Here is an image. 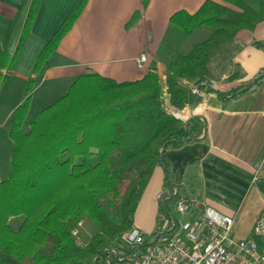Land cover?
Returning a JSON list of instances; mask_svg holds the SVG:
<instances>
[{
    "label": "trees",
    "instance_id": "1",
    "mask_svg": "<svg viewBox=\"0 0 264 264\" xmlns=\"http://www.w3.org/2000/svg\"><path fill=\"white\" fill-rule=\"evenodd\" d=\"M217 1L206 0L192 14L180 10L170 16V33L178 30L188 37L200 28L212 33L187 54L165 62L163 77L155 69L126 82L83 74L63 96L31 118L29 92L35 81H28V95L9 120L10 171L6 180H0V264H105L113 259L108 251H119L118 244L134 227L135 209L156 167L164 175L157 211L170 221L165 228L159 225L147 240L168 237L177 218L168 215L166 205L177 199L173 189L178 193V187L165 151L199 139L205 129L199 117L183 118L182 110L202 100L193 86L210 87V61L228 58L219 55V49L228 52L240 30H252L264 17V11L256 12L241 0ZM39 2L31 0L13 54L8 57L0 51V70L13 69ZM86 2L80 0L43 47L33 74L55 51ZM138 16L133 14L126 27ZM254 45L264 50V45ZM239 75L233 73L226 81ZM8 77L0 72V84ZM262 84L264 72L217 96L222 102L238 100ZM17 218L20 222L14 227ZM81 222L90 231L82 240Z\"/></svg>",
    "mask_w": 264,
    "mask_h": 264
},
{
    "label": "crops",
    "instance_id": "2",
    "mask_svg": "<svg viewBox=\"0 0 264 264\" xmlns=\"http://www.w3.org/2000/svg\"><path fill=\"white\" fill-rule=\"evenodd\" d=\"M205 1L148 0L143 6V0H87L55 51L33 74L39 53L80 2L40 0L13 69L0 70L2 76L9 75L5 81L18 84L15 93L20 97L6 111L5 119L10 120L13 110L28 95L31 78L35 82L29 92L28 118L34 114L33 106L43 109L51 105L83 74L126 82L141 79L155 66L158 69L157 52L170 34V16L180 10L192 14ZM241 1L256 12L264 11V0ZM30 2L0 0V51L8 57L16 48ZM135 13H139L137 20L126 27ZM254 43L264 45V17L252 30L242 29L235 35L227 49L226 73L217 79L223 82L233 73H239V77L220 84L215 92L206 89L198 105L182 110L183 118L199 117L204 122V133L195 141L165 151L178 195L193 201L198 211L210 206L232 216V234L237 239L249 238L255 220L264 212V84L238 100L222 102L217 94L246 84L264 72V50ZM141 56L144 62H139ZM160 72L164 74L163 65ZM5 81L0 84V92ZM163 177L162 168L156 167L143 191L147 202L143 199L141 206L142 194L135 209L134 227L139 225L135 222L137 213L150 210L151 214L152 203L157 208L155 201L162 191Z\"/></svg>",
    "mask_w": 264,
    "mask_h": 264
},
{
    "label": "built area",
    "instance_id": "3",
    "mask_svg": "<svg viewBox=\"0 0 264 264\" xmlns=\"http://www.w3.org/2000/svg\"><path fill=\"white\" fill-rule=\"evenodd\" d=\"M144 61L141 56L139 62ZM194 91L202 94L196 87ZM173 195H177L175 212L179 218L168 237L149 241L133 227L118 244L119 251H108L113 259L105 264H264V212L255 220L251 236L237 239L232 234V216L210 206L198 211L194 202L179 196L176 189ZM75 242L80 243L79 237Z\"/></svg>",
    "mask_w": 264,
    "mask_h": 264
},
{
    "label": "rangeland",
    "instance_id": "4",
    "mask_svg": "<svg viewBox=\"0 0 264 264\" xmlns=\"http://www.w3.org/2000/svg\"><path fill=\"white\" fill-rule=\"evenodd\" d=\"M212 33L211 29L208 28H200L194 31L191 35L188 37H183L181 33L176 30L174 33H170L166 36V39H164L163 44L161 45V48L158 50V61H159V67L156 69L155 66V71L157 73L163 74L160 72L162 70V65L164 67L163 62H167L168 60L174 58L175 56L179 54H187L191 48L193 47L194 44L201 42L208 38ZM227 55V52H225L222 49H219V55ZM218 55V54H217ZM220 59L213 58L210 61L209 64V69L212 70L211 72L207 73V78H208V83L210 84L211 87H205V89L200 90L201 92H204L206 89H213L214 91L218 90L222 83H229L226 80L222 82V79L218 80L217 78L222 77L226 73L227 70V62L226 60L221 61V64H219ZM216 80V82L214 81ZM209 80L212 82L210 83ZM6 84L3 86L1 92H0V180H6L9 176V171H10V153L12 150V143L9 139V121L6 120V111H9L10 108L13 106V104L18 100V93L16 94L15 91L18 88V84L13 80V81H5ZM221 84V85H220ZM195 88V86H193ZM197 88V87H196ZM10 89H14L13 92L8 96V93ZM164 91V90H163ZM221 93V92H220ZM20 96V95H19ZM165 96V92H164ZM22 97V93H21ZM40 107L33 106L32 108V113H35L36 110H41L39 109ZM181 194V193H180ZM145 195V196H144ZM146 199L147 202V195L146 191L143 194V198L140 200L141 202ZM156 200V199H155ZM154 200V201H155ZM140 202V203H141ZM143 202L141 203V206L143 205ZM157 205V201H155ZM154 203V204H155ZM151 204V203H149ZM148 204V206H149ZM175 205H176V198L173 200L172 203L167 204L166 207L168 209V215L171 218L176 217L177 219L179 218L175 212ZM197 209H199L197 207ZM151 210L152 213L150 214L146 210L141 213H137L135 215V222L138 225V227H135L145 235L146 239L152 234V232H155L158 230L159 225H161V228H165L168 223H169V218L165 215L159 217V212L157 211V208L151 204ZM142 215V216H141ZM181 220V219H180ZM20 222V219L17 218L15 221H12V225L16 227L18 223ZM79 234H80V239L82 240L83 237H86L89 235L90 231L88 230L87 226L81 222V225L79 224ZM235 237V236H234ZM236 238V237H235ZM79 239V240H80Z\"/></svg>",
    "mask_w": 264,
    "mask_h": 264
}]
</instances>
